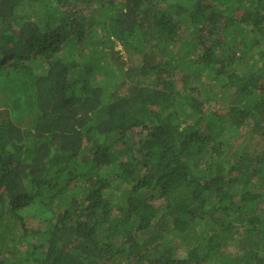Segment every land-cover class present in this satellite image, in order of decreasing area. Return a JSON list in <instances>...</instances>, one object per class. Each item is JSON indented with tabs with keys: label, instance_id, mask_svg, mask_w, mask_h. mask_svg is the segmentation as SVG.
I'll return each mask as SVG.
<instances>
[{
	"label": "trees",
	"instance_id": "16d2710c",
	"mask_svg": "<svg viewBox=\"0 0 264 264\" xmlns=\"http://www.w3.org/2000/svg\"><path fill=\"white\" fill-rule=\"evenodd\" d=\"M0 264H264V0H0Z\"/></svg>",
	"mask_w": 264,
	"mask_h": 264
},
{
	"label": "rangeland",
	"instance_id": "374dc122",
	"mask_svg": "<svg viewBox=\"0 0 264 264\" xmlns=\"http://www.w3.org/2000/svg\"><path fill=\"white\" fill-rule=\"evenodd\" d=\"M120 48V47H119Z\"/></svg>",
	"mask_w": 264,
	"mask_h": 264
}]
</instances>
